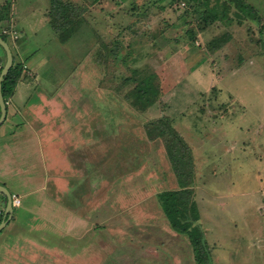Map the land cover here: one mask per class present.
Wrapping results in <instances>:
<instances>
[{"label":"rangeland","instance_id":"374dc122","mask_svg":"<svg viewBox=\"0 0 264 264\" xmlns=\"http://www.w3.org/2000/svg\"><path fill=\"white\" fill-rule=\"evenodd\" d=\"M14 1L25 25L23 52L6 40L28 66L23 80L37 85L35 114L54 135L64 132L49 158L50 232L43 237L36 228L31 237L56 246L51 253L56 261L64 254L65 264H197L188 236L171 227L158 199L179 187L164 142L146 129L164 115L193 149L214 263L264 264V0H250L260 23L232 9L231 19L205 30L183 3L100 0L97 33L83 24L68 41L40 19L50 0ZM226 32L232 39L224 47L207 45ZM137 68L157 72L162 90L145 111L125 97L132 84L123 79ZM25 220L18 224L26 228Z\"/></svg>","mask_w":264,"mask_h":264},{"label":"trees","instance_id":"16d2710c","mask_svg":"<svg viewBox=\"0 0 264 264\" xmlns=\"http://www.w3.org/2000/svg\"><path fill=\"white\" fill-rule=\"evenodd\" d=\"M99 1L91 0L89 3L88 0H50L47 15L56 35L63 41H68L70 37L78 33L83 24L91 26L97 33L102 23V15L100 14L99 17L94 14L93 9L99 4ZM156 1H160L161 4H164L163 6L166 5V2L179 5L183 3V6L186 7V14L191 11L192 13L197 12L195 20L201 21L200 30L209 28L210 24L217 20L231 19L229 12L232 9H235L237 15L250 18L256 23L262 21L259 9L250 0H215L216 3L213 5L212 0ZM220 6L223 7L222 10ZM191 29L196 35L195 29L193 27ZM0 35L7 39L5 34ZM231 39L232 34L226 32L211 40L207 45H211V49L215 51L224 47ZM18 41L21 42V39ZM11 48L13 49V47ZM13 55L14 64L3 81V93L6 101L13 93L16 84L25 77L24 71H26L23 60L16 61L15 54L13 53ZM6 57L5 53L4 64ZM158 80L157 72L139 68L133 70V74L123 79L124 83L132 84V87L125 93L126 99L138 110H147L161 97L162 90ZM146 129L150 138L160 139L164 142L179 184L178 188L165 189L158 193V199L166 218L174 230L188 236L197 264H215L213 249L205 237L206 232L201 224V212L194 189L196 160L191 145L168 116L163 115L149 120L146 123Z\"/></svg>","mask_w":264,"mask_h":264},{"label":"crops","instance_id":"0c3cea01","mask_svg":"<svg viewBox=\"0 0 264 264\" xmlns=\"http://www.w3.org/2000/svg\"><path fill=\"white\" fill-rule=\"evenodd\" d=\"M16 4L14 0H0V34H4V28L14 27L19 33L17 39H21L20 29L25 25L18 23L19 13ZM49 7L50 4L40 8V19L44 23L49 20L47 15ZM17 41H14V44L20 52H23L22 42L17 45ZM1 47L2 45H0V69L4 64L2 53L4 48L2 47V50ZM25 67L28 68L26 63ZM26 74L25 72V76ZM23 79L16 84L13 93L6 101L7 117L2 123L5 124L4 131L0 130V183L11 193H17L21 199V204L13 205L11 211L8 209L7 194L0 191V225L6 222L0 230V236H5V241L0 243V264H65L64 254L56 261L54 253H51L59 250L56 246L41 243L31 237V231L36 228L41 230L43 237L50 232L49 229L45 230L44 220L48 213L45 202L49 203L53 199L49 189L52 184L50 179L53 177L48 172L53 166V161L49 158L55 159V137L63 136L64 132L54 135V131L45 124L47 122L44 120L45 117L35 114L38 102H32L31 98L36 90L33 86L36 88L37 85ZM40 125L44 127L38 128ZM44 170L46 176L42 173ZM23 217L24 221L27 219L29 226H33L32 228L29 226L24 228L18 224ZM69 218L62 211V219H65L66 223H69ZM6 228L4 235H1ZM22 240L24 242H21ZM60 250L65 249L60 248ZM33 255L35 257L32 259Z\"/></svg>","mask_w":264,"mask_h":264},{"label":"water","instance_id":"95a60500","mask_svg":"<svg viewBox=\"0 0 264 264\" xmlns=\"http://www.w3.org/2000/svg\"><path fill=\"white\" fill-rule=\"evenodd\" d=\"M0 45H2V47L5 49L6 55H7L6 62L0 72V107H1L0 125H1L5 121L7 117V111H8L7 102L5 100L4 93H3V81L6 75L9 73V70L14 64V55H13V51H12L10 43L1 35H0ZM0 191H3L7 194L8 209L13 211L12 193L6 186H4L1 183H0ZM4 224H6V222L0 225V230L2 229Z\"/></svg>","mask_w":264,"mask_h":264},{"label":"built area","instance_id":"2783aa9c","mask_svg":"<svg viewBox=\"0 0 264 264\" xmlns=\"http://www.w3.org/2000/svg\"><path fill=\"white\" fill-rule=\"evenodd\" d=\"M3 33L11 36L13 42L19 37L18 31L14 27L4 28ZM12 202L14 206H18L21 204L20 196L17 193H12Z\"/></svg>","mask_w":264,"mask_h":264}]
</instances>
